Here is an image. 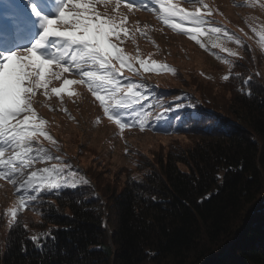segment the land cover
<instances>
[{
  "label": "trees",
  "instance_id": "obj_1",
  "mask_svg": "<svg viewBox=\"0 0 264 264\" xmlns=\"http://www.w3.org/2000/svg\"><path fill=\"white\" fill-rule=\"evenodd\" d=\"M12 2L0 1L5 23ZM243 49L228 81H183L206 109L182 97L177 120L148 128L171 143L122 156L118 171L81 144L94 180L20 213L0 264H264V80ZM49 230L42 249L28 239Z\"/></svg>",
  "mask_w": 264,
  "mask_h": 264
},
{
  "label": "snow or ice",
  "instance_id": "obj_2",
  "mask_svg": "<svg viewBox=\"0 0 264 264\" xmlns=\"http://www.w3.org/2000/svg\"><path fill=\"white\" fill-rule=\"evenodd\" d=\"M185 2L189 7L181 6L179 0H13L17 11L7 17L6 23L0 17V180L11 185L17 197L4 213L10 229L19 223L23 210L44 203V197H59L64 190L90 184L81 170L64 157L57 140L45 127L48 120L38 115V90L45 97H62L65 92L71 97L76 93L69 86H84L98 101L103 117L119 133L130 127L140 131L151 127V109L157 105L150 101L147 86L124 76L123 70L135 74L141 68L145 72L175 70L155 61L150 63L139 54L132 57L125 53L122 44L130 34L128 16L133 10L154 14L163 26L187 36L202 49L207 48L200 39L203 36L219 39L223 34L237 45L242 44L223 26H211L208 17L213 10L205 0ZM98 5H103V11L98 10ZM51 11L56 15L47 14ZM34 21L39 22L42 32L31 40ZM135 31L145 35L140 27ZM259 39L264 42V33ZM211 47L229 56L237 55L220 43L213 42ZM66 73L75 78H67ZM53 80L61 83L50 89ZM223 80L228 81L229 75H224ZM250 80L252 76L245 84ZM182 99L177 97L181 102L172 106L159 105L164 111L155 116V121L183 107ZM100 119L97 117V122ZM53 231L32 234L28 239L42 249L49 239H55Z\"/></svg>",
  "mask_w": 264,
  "mask_h": 264
},
{
  "label": "rangeland",
  "instance_id": "obj_3",
  "mask_svg": "<svg viewBox=\"0 0 264 264\" xmlns=\"http://www.w3.org/2000/svg\"><path fill=\"white\" fill-rule=\"evenodd\" d=\"M112 2L114 3V0ZM179 2L181 6L189 7L185 0H179ZM205 3L213 10V15L208 17L212 22L211 26H223L229 33L235 34L242 41L241 45H237L234 40H229L221 34L219 39L211 36L200 37L201 41L207 45V48L202 49L187 36L163 26L157 21L154 14L143 10H133L128 16L130 34L122 44L125 53L132 57L139 54L141 59L148 60L150 63L155 61L157 64L167 65L168 68L175 70L174 72L167 69L145 72L141 68L138 75L127 69L123 70L124 76L136 83H143L146 86H151V89L153 88L154 95L151 102L158 105L151 110V127L163 124L164 119L155 121V116L164 111V108L160 109L159 107L161 102L165 106H172L176 101H179L177 97H192L193 95L196 100L192 98L199 107L206 109L199 99L197 91L188 88L183 81L189 82L191 78L200 77L202 81H210L216 85L225 82L223 76L229 75L230 78L235 64L245 55L244 46H248L250 53L255 56L257 72L264 80V42L259 39V35L264 33V7L261 6L264 5V0H205ZM13 8L15 7L13 6ZM124 9L125 5L122 2L121 11ZM98 10L103 11V5H98ZM47 14L54 16L56 12L51 11ZM144 25H148V27H144ZM136 27H140L145 35L142 36L136 32ZM41 32L42 28L39 26V22L34 21L31 35H36L38 38ZM30 42L26 40V43ZM213 42L220 43L223 48L231 49L237 55L229 56L226 51L212 48ZM37 51L42 53L43 49ZM218 56L220 59H217ZM224 60H228L229 63H224ZM135 67L139 68L140 66L136 63ZM53 70L56 69L53 68ZM65 76L70 79L75 78L70 73H66ZM60 83L53 80L49 88L59 87ZM69 87L76 93L75 96L70 97L65 92L62 97L55 95L45 97L43 91L38 90L35 107L38 115L48 120L45 127L57 140L64 157L79 168L90 183L94 180L91 173L94 164L90 158L95 155L93 154L91 157L89 152L80 155L79 152L84 143L87 146L86 151L92 149L95 152L97 150L98 154L102 156V160L108 162V167L117 170L120 160L123 158L126 163H130L127 154H136L137 150L152 151L162 143H171L174 138L173 135L163 133L156 135L148 128L140 131L138 128L130 127L126 128L123 133H119L117 127L106 117H103L98 101L94 100L86 87L80 85ZM158 92L168 98L158 102ZM155 108L157 109L155 110ZM169 115L174 120L179 118L178 114L169 113L166 117L170 118ZM97 117H101L99 122H97ZM44 144L47 146L48 142L45 141ZM112 146H115V149H112ZM16 200L17 197L12 186L6 181L0 180V246L2 249H5L7 245L6 239L10 231L7 223L8 218L4 213L7 208L16 203ZM28 209L26 208L21 213H28ZM31 215L37 216L32 212Z\"/></svg>",
  "mask_w": 264,
  "mask_h": 264
}]
</instances>
